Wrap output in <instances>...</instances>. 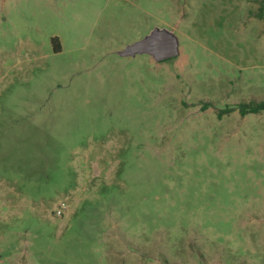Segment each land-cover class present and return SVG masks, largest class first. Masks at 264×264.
<instances>
[{
  "label": "rangeland",
  "instance_id": "rangeland-1",
  "mask_svg": "<svg viewBox=\"0 0 264 264\" xmlns=\"http://www.w3.org/2000/svg\"><path fill=\"white\" fill-rule=\"evenodd\" d=\"M261 1L0 0V264H264Z\"/></svg>",
  "mask_w": 264,
  "mask_h": 264
},
{
  "label": "water",
  "instance_id": "water-1",
  "mask_svg": "<svg viewBox=\"0 0 264 264\" xmlns=\"http://www.w3.org/2000/svg\"><path fill=\"white\" fill-rule=\"evenodd\" d=\"M140 54L150 55L157 63L174 59L179 55L178 40L172 32L155 28L147 36L119 52L123 57Z\"/></svg>",
  "mask_w": 264,
  "mask_h": 264
},
{
  "label": "trees",
  "instance_id": "trees-1",
  "mask_svg": "<svg viewBox=\"0 0 264 264\" xmlns=\"http://www.w3.org/2000/svg\"><path fill=\"white\" fill-rule=\"evenodd\" d=\"M256 17L262 19L264 22V0L261 1V6L256 14ZM238 113L241 116H245L247 114H257L259 112H264V102H249V103H241L236 108ZM232 109H227L226 112H231Z\"/></svg>",
  "mask_w": 264,
  "mask_h": 264
},
{
  "label": "built area",
  "instance_id": "built-area-1",
  "mask_svg": "<svg viewBox=\"0 0 264 264\" xmlns=\"http://www.w3.org/2000/svg\"><path fill=\"white\" fill-rule=\"evenodd\" d=\"M57 214H58V215H60V213H59V212H58Z\"/></svg>",
  "mask_w": 264,
  "mask_h": 264
}]
</instances>
